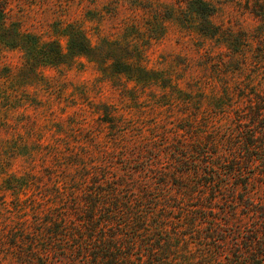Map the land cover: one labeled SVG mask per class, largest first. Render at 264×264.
Instances as JSON below:
<instances>
[{"label": "rangeland", "instance_id": "1", "mask_svg": "<svg viewBox=\"0 0 264 264\" xmlns=\"http://www.w3.org/2000/svg\"><path fill=\"white\" fill-rule=\"evenodd\" d=\"M190 1L0 0V253L23 217L35 219L32 211L21 210L42 208L34 195L56 193L57 182L80 183L88 190L97 183H127L120 190L127 196L138 181H177L178 159L188 165L215 161V145L198 154L182 144L192 135L207 142L220 131L222 136L234 132L237 108L255 92L264 96V0H205L216 8L205 32ZM73 28L92 46L150 73L142 78L113 73L82 55L33 67L48 42L67 51ZM24 176L31 188L19 197L6 190L8 177ZM261 182L252 185V209L264 207ZM215 206L207 214L219 218V235L228 239L220 244L227 264L245 243L232 239L235 229L246 237L261 219L229 200ZM182 214L179 226L195 212L176 211L168 223L176 225ZM201 222L196 235L175 239L178 251L201 254ZM232 258L241 263L242 257ZM62 259L58 262L65 264Z\"/></svg>", "mask_w": 264, "mask_h": 264}, {"label": "trees", "instance_id": "2", "mask_svg": "<svg viewBox=\"0 0 264 264\" xmlns=\"http://www.w3.org/2000/svg\"><path fill=\"white\" fill-rule=\"evenodd\" d=\"M189 8L202 20L201 30H210L208 19L216 13V8L205 0H191ZM77 55L97 59L117 74L142 78L150 73L139 67L134 70L133 62L127 58L92 46L85 33L74 28L68 33L67 51L58 42H48L32 65L59 64ZM261 94L253 93L252 98L237 108L234 132L222 136L220 131L214 138L208 137L207 142L199 140L197 135H192L191 140L184 139L186 145L181 143L182 146L198 154L204 146L210 145L212 150L211 146L215 145L212 155L215 161L198 159L188 165L178 159L177 181H138L127 196L120 191L127 183H97L96 188L88 190L80 183L57 182L56 193H48L45 198L34 195L44 205L21 210L32 211L35 219L33 215L23 217L22 226L11 232L12 241L3 245L5 251L0 253V264H61L60 257L65 259V264H226L221 259L226 249L220 244L228 239L219 235L223 231L219 218L207 214L216 209L215 203L221 199L247 211L254 210L261 219V225L246 237L239 235L240 227L235 229L232 239L245 243L228 256L227 264L230 260L237 264L233 262L235 256L242 257L240 264H264V207L252 209L256 204L253 183L257 185L261 179L264 186V96ZM190 141L196 147L189 149ZM225 143L228 149L223 148ZM32 184L26 176L8 177L4 182L6 190L18 197L19 192H25ZM193 199L198 203L191 205ZM44 206L48 212H42L46 211ZM176 211L195 212V215H189L190 221L179 226L183 222L182 214L176 225H170L168 221L176 218L173 215ZM198 222L205 232L200 235L201 254L195 256L191 249L178 251L180 246L175 239L196 235ZM189 228L195 231L184 232Z\"/></svg>", "mask_w": 264, "mask_h": 264}]
</instances>
